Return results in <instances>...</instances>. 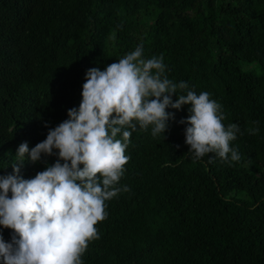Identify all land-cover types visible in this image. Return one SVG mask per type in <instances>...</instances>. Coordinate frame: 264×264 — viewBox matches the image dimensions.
<instances>
[{"label": "trees", "instance_id": "1", "mask_svg": "<svg viewBox=\"0 0 264 264\" xmlns=\"http://www.w3.org/2000/svg\"><path fill=\"white\" fill-rule=\"evenodd\" d=\"M141 44L170 80L222 106L241 160H194L179 123L191 105L167 109L175 119L155 138L137 125L116 185L130 191L105 202L83 264H264V0H0V176L22 142L35 147L79 108L88 69ZM57 159L26 158L20 175ZM12 232L0 225L5 242Z\"/></svg>", "mask_w": 264, "mask_h": 264}, {"label": "clouds", "instance_id": "2", "mask_svg": "<svg viewBox=\"0 0 264 264\" xmlns=\"http://www.w3.org/2000/svg\"><path fill=\"white\" fill-rule=\"evenodd\" d=\"M143 51L141 44L103 71L88 69L79 108L69 109L68 119L49 128L35 147L19 145L13 174L0 176V225L13 230L11 242L0 233V264H83L88 242L99 239L95 225L106 219L105 202L130 191L116 185L130 159L125 152L132 132L139 125L151 126L154 138L165 134L175 119L169 108L191 105L179 123L188 125L185 143L194 160L210 153L209 163L241 160L231 146L240 128L225 126L222 106L208 92L197 95L186 82L174 83L165 75L163 55L144 59ZM53 155L57 161L34 178L20 175L26 158L36 163Z\"/></svg>", "mask_w": 264, "mask_h": 264}, {"label": "rangeland", "instance_id": "3", "mask_svg": "<svg viewBox=\"0 0 264 264\" xmlns=\"http://www.w3.org/2000/svg\"><path fill=\"white\" fill-rule=\"evenodd\" d=\"M244 68H245V69L253 70V71H255V73H257V74L260 73V67H259L258 65H256L255 63L250 64V65H248V66H245Z\"/></svg>", "mask_w": 264, "mask_h": 264}]
</instances>
